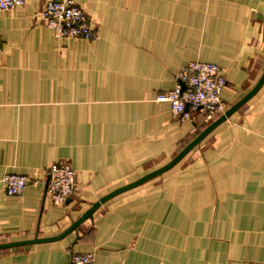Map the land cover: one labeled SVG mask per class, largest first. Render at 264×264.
I'll return each instance as SVG.
<instances>
[{
  "label": "crops",
  "instance_id": "obj_1",
  "mask_svg": "<svg viewBox=\"0 0 264 264\" xmlns=\"http://www.w3.org/2000/svg\"><path fill=\"white\" fill-rule=\"evenodd\" d=\"M95 38L56 39L46 0L0 11V243L51 238L166 165L209 124L156 101L190 62L226 80L227 109L264 72V0H72ZM69 163L75 194L46 190ZM5 175L25 176L20 196ZM264 264V83L177 165L104 204L61 240L0 250V264Z\"/></svg>",
  "mask_w": 264,
  "mask_h": 264
},
{
  "label": "built area",
  "instance_id": "obj_2",
  "mask_svg": "<svg viewBox=\"0 0 264 264\" xmlns=\"http://www.w3.org/2000/svg\"><path fill=\"white\" fill-rule=\"evenodd\" d=\"M23 4L24 0H0V11H9ZM42 18L58 40L89 41L96 36L88 17L72 0H46ZM225 87L226 80L218 66L190 62L178 72L174 89L157 95L156 101L168 103L176 119H191L193 112H200L204 123L210 124L227 110L220 98ZM47 174V193L54 203L64 205L76 191L74 169L69 163H52ZM1 184L7 196H20L29 179L5 175ZM68 264H93V257L88 254L71 255Z\"/></svg>",
  "mask_w": 264,
  "mask_h": 264
},
{
  "label": "water",
  "instance_id": "obj_3",
  "mask_svg": "<svg viewBox=\"0 0 264 264\" xmlns=\"http://www.w3.org/2000/svg\"><path fill=\"white\" fill-rule=\"evenodd\" d=\"M264 83V72L261 75L260 79L256 83V85L253 87L251 91H249L242 99H240L237 103L229 107L222 115H220L218 118H216L214 121H212L209 125H207L198 135L195 137L190 143H188L181 151H179L166 165L162 166L161 168L152 171L151 173H148L147 175L143 176L142 178L138 179L137 181L121 187L119 189H116L107 195L101 197L98 201L93 203L88 210H86L76 221H74L63 233H61L58 236L51 237V238H37L34 237L30 240H24V241H16V242H9V243H0V250H7L12 248H19V247H25L33 244L38 243H46V242H53L57 240H61L67 235L71 234L72 232L76 231L78 227L87 219L92 218L93 213L100 207V205L104 204L106 201L112 199L113 197L130 190L132 188H135L144 182L155 178L157 176H160L161 174L165 173L166 171L173 168L175 165H177L194 147H196L200 142L210 133L212 132L217 126H219L221 123L226 121L233 113L238 111L246 102H248L262 87ZM49 181V177L46 180V190H47V184Z\"/></svg>",
  "mask_w": 264,
  "mask_h": 264
}]
</instances>
